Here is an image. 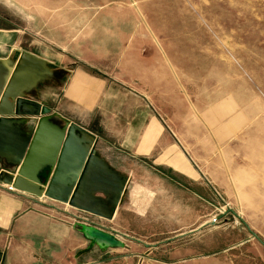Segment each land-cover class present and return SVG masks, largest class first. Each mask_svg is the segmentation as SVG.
Masks as SVG:
<instances>
[{"label": "rangeland", "instance_id": "374dc122", "mask_svg": "<svg viewBox=\"0 0 264 264\" xmlns=\"http://www.w3.org/2000/svg\"><path fill=\"white\" fill-rule=\"evenodd\" d=\"M40 1L38 11L49 20L59 19L55 26L62 31L73 28L69 18L75 16L88 20L113 11L130 17L121 25L129 34L123 62L95 66L128 83L140 69L138 88L145 95L166 109L178 107L202 118L203 131H175L195 153L203 175L201 184L188 185L192 193L187 192L181 209V225L190 230L207 222L180 243L188 258L184 264H264V0ZM19 3L0 0V26L40 30L41 24L25 19L30 13H21ZM135 33L138 39L131 41ZM12 34L28 50L53 53L29 32ZM61 59L68 67L76 65L67 56ZM69 72L59 71L56 78ZM77 221L81 231L83 220ZM175 223L172 213L163 215L164 227ZM163 236L150 234L151 240ZM91 244L88 249L96 243ZM104 248L106 253L92 252L91 264H175L165 261L178 257L162 246L154 251L136 244Z\"/></svg>", "mask_w": 264, "mask_h": 264}, {"label": "crops", "instance_id": "0c3cea01", "mask_svg": "<svg viewBox=\"0 0 264 264\" xmlns=\"http://www.w3.org/2000/svg\"><path fill=\"white\" fill-rule=\"evenodd\" d=\"M40 2L21 0L16 5L22 9L21 13H30L25 18L29 23L41 24L40 30L28 25L20 30L0 26V58L10 55L18 58V54L29 52L46 59L57 72L70 71L62 79L55 78L52 83L42 85L35 100L58 112L62 118L56 119L59 122L72 121L96 136L85 137L88 145L94 143L98 158L126 179L127 193L109 220L94 218L95 215L69 204L12 190L0 183V252L3 254L0 264H91L92 252L106 253L107 248L95 244L93 249H88L91 241L82 229H77V218L113 233L124 243L118 248L132 244L142 245L148 251L168 247L178 257L166 263H187L180 243L202 231L207 222L187 230L180 222L181 209L185 208L187 192H191L188 185L201 184L203 175L197 168L200 166L195 153L182 145L175 131H203L202 118L178 107H173L174 111L166 109L156 103L154 96L145 95L138 88L140 69L128 83L127 79L116 78L95 66L97 62H109L116 67L123 62L122 52L129 43V34L122 31L121 25L124 18L130 17L113 15V11L111 15L105 12L88 20L75 16L69 18L73 28L62 31L55 26L59 19L49 20L38 11ZM84 23L89 26L81 28ZM15 31L33 34L49 45L53 53L28 50L12 34ZM135 36L131 41L138 39L137 33ZM138 45L136 42L135 46ZM6 48L8 53H2ZM63 56L76 65L68 67L61 59ZM147 64L153 66L154 61L148 58ZM171 213L176 223L164 227L162 217ZM158 232L164 236L151 240L150 234Z\"/></svg>", "mask_w": 264, "mask_h": 264}, {"label": "water", "instance_id": "95a60500", "mask_svg": "<svg viewBox=\"0 0 264 264\" xmlns=\"http://www.w3.org/2000/svg\"><path fill=\"white\" fill-rule=\"evenodd\" d=\"M56 77L46 60L31 53L0 58V182L112 219L124 202L126 179L98 158L94 143L88 145L85 137L93 133L66 119L60 123L58 112L35 100ZM82 232L102 248L124 245L87 220Z\"/></svg>", "mask_w": 264, "mask_h": 264}]
</instances>
